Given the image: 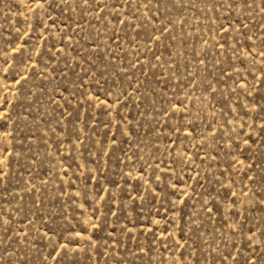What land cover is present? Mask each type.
Returning <instances> with one entry per match:
<instances>
[{"label":"rangeland","instance_id":"374dc122","mask_svg":"<svg viewBox=\"0 0 264 264\" xmlns=\"http://www.w3.org/2000/svg\"><path fill=\"white\" fill-rule=\"evenodd\" d=\"M0 264H264V0H0Z\"/></svg>","mask_w":264,"mask_h":264}]
</instances>
